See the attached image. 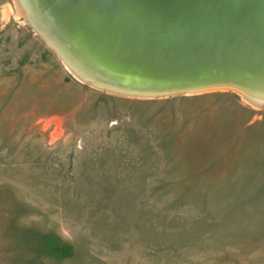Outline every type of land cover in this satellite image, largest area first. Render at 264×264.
Segmentation results:
<instances>
[{"label": "rangeland", "instance_id": "obj_1", "mask_svg": "<svg viewBox=\"0 0 264 264\" xmlns=\"http://www.w3.org/2000/svg\"><path fill=\"white\" fill-rule=\"evenodd\" d=\"M0 0V264H264V108L76 78Z\"/></svg>", "mask_w": 264, "mask_h": 264}, {"label": "water", "instance_id": "obj_2", "mask_svg": "<svg viewBox=\"0 0 264 264\" xmlns=\"http://www.w3.org/2000/svg\"><path fill=\"white\" fill-rule=\"evenodd\" d=\"M31 11V25L95 87L228 88L264 108V90L247 86L264 83V0H35Z\"/></svg>", "mask_w": 264, "mask_h": 264}, {"label": "bare ground", "instance_id": "obj_3", "mask_svg": "<svg viewBox=\"0 0 264 264\" xmlns=\"http://www.w3.org/2000/svg\"><path fill=\"white\" fill-rule=\"evenodd\" d=\"M35 3V0H15V5L17 7V12L19 13V15H21L23 17V21L27 24H29L31 27H33V30L44 40L46 41L48 44V38L46 36V33L44 31L38 32L35 27L31 24H33V13L31 11V5ZM50 45V44H49ZM51 46V45H50ZM63 62V61H62ZM63 64L65 65V67L76 77L78 78L80 81H83L87 84H93V82L89 81V80H85L79 77V75L76 73V71L72 68H70L67 64H65L63 62ZM249 80V79H248ZM248 87L250 86H256V88H262L264 90V83H253L251 81H248ZM261 95H264V92L261 93Z\"/></svg>", "mask_w": 264, "mask_h": 264}]
</instances>
